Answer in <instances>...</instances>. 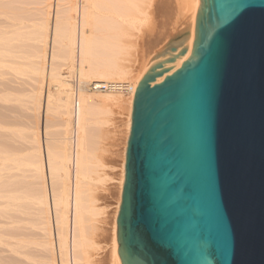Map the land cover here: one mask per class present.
I'll return each mask as SVG.
<instances>
[{"label":"water","instance_id":"1","mask_svg":"<svg viewBox=\"0 0 264 264\" xmlns=\"http://www.w3.org/2000/svg\"><path fill=\"white\" fill-rule=\"evenodd\" d=\"M163 65L133 103L122 264H264V0H201L190 58Z\"/></svg>","mask_w":264,"mask_h":264},{"label":"bare ground","instance_id":"2","mask_svg":"<svg viewBox=\"0 0 264 264\" xmlns=\"http://www.w3.org/2000/svg\"><path fill=\"white\" fill-rule=\"evenodd\" d=\"M152 1L43 0L42 19L35 31L0 29V75L12 73L33 79L39 85L32 91L33 111L48 118L43 129L44 138H41L39 124L29 129L30 146L26 153H20L10 142L0 145L3 147L0 149V181L8 177L6 183L0 184V198L7 201L8 207L23 209L26 205L34 210L36 220H33V228L39 234L36 244L51 258L44 259L42 264H97L95 235L106 213L102 206L97 205L98 199L104 198H99L102 195L99 189L110 177L107 170L116 166L115 162L113 164L111 159L104 157L108 148L102 154L95 140L108 139L106 134L116 133L118 126L114 118L125 111L120 189L110 251L111 264H122L117 219L125 183L136 92L129 96L94 92L85 84L126 83L137 91L151 66L163 62L165 73L184 65L190 58L201 0H174L172 11H168L174 20L172 32L178 34L174 37L182 38L173 43L177 45L174 60L171 63L167 61L170 52L169 45L165 46L140 68L136 82H129L134 76V67L138 65L132 44L160 36L162 26L168 21L161 20L160 14H164L169 6L164 0H159V3L157 0L152 13L149 12ZM29 40L37 43L32 53L25 52L19 45ZM184 48L185 54L180 55ZM73 79L77 81L76 88L71 83ZM51 114L63 121V137L55 136L58 138L55 140L49 137L50 134L55 135L52 127L57 126L48 127V122H55H52L54 116ZM109 152L112 151L109 149ZM14 172L28 174L26 177L31 180L25 184L12 182V178L18 177ZM12 186L14 189H9ZM2 193L6 195L1 196Z\"/></svg>","mask_w":264,"mask_h":264},{"label":"rangeland","instance_id":"3","mask_svg":"<svg viewBox=\"0 0 264 264\" xmlns=\"http://www.w3.org/2000/svg\"><path fill=\"white\" fill-rule=\"evenodd\" d=\"M42 1L43 0H0V29L13 31L15 28H20L22 32L32 33L36 30L42 19V14L44 11L43 9L45 7ZM155 1L157 0H154V2ZM164 1L166 5L169 6V8L166 7V9L163 6L166 9L164 10L165 15L163 12H161L160 17L161 20L163 18L164 21H168H165L166 23L162 26L161 32L159 34L160 36L156 38L148 37L143 41L132 44L135 47V55L138 59V63H136V65H138H135L136 67H134L135 72L134 76L129 80L130 83L136 82L138 76L137 73L139 72L140 68L144 66L148 60L156 57L157 53L161 52L163 47L182 40L180 37H174L178 36V34H176V32H172V27L174 28V20L172 21V16L171 18L169 17L170 15L168 11H172L174 7V0ZM154 2L152 1V6L149 12L153 13V10L156 6ZM157 3H159V0ZM166 16H168V18L171 20L166 19ZM170 23H173V25ZM12 26H14V28H12ZM169 27H171L170 30H168ZM19 45L23 47L25 52L32 53L36 50L37 43L33 40H29L19 43ZM73 80L71 83L74 86V82L76 80ZM90 83L91 82L85 84L87 89L89 88L88 85ZM38 86L39 85L36 84L30 77L16 76L12 73L4 76L0 75V145L4 142H10L9 144L14 145L13 147L17 148L20 153H26L28 147L30 146L28 142L29 129L35 128L37 124H39V129L41 130V138H44L45 134L43 129L45 124H47L48 118L46 117L47 119H45L43 113H41L42 117L40 116L41 114L38 116L33 111L32 106V91ZM3 97L8 100L4 101ZM53 116V120H51L52 122L55 120V122L52 124L51 122H48V125L50 123V126L47 125L49 128H51L53 125L55 126V124L57 125L52 127L54 128L53 132H55V135L54 133H48L50 134V136H48L51 140L63 137L64 133L62 126L63 121L57 116ZM114 119H116L114 120V123H116L115 125L118 126L116 133L111 132L110 136L109 134H106V136L109 137L108 139L103 138V140H95L96 146L100 148L102 154L104 152L103 150L108 148L107 151H105L107 156L104 154V157H107L108 160L111 159V162L113 161V164L115 162L114 165L116 166L115 169L111 170V168H109L110 170H107L108 177H110L108 178V181L105 182L106 187L104 184L100 187L101 189H99L100 195L102 194L99 198H104L103 200L98 199L97 205L99 207L102 206L106 213L104 218L98 224V227L100 228L96 231L95 235L98 244L97 264H111V232L114 221V211L116 209L115 206L116 202H118L120 189V165L122 163L121 152L124 146V134L122 130L124 129L123 125L126 120V112H120V114H117ZM1 121L4 124H1ZM100 146L104 148L102 149ZM2 148L3 147L0 146V149ZM109 149L112 151L111 153L109 152ZM14 173L13 174L18 177L12 178V182H21L25 184L31 180L26 177L28 174L23 175V173L20 172H18V174H16L17 172ZM7 178L8 177H4L0 181V184L6 183ZM9 189L13 190L14 186L10 187ZM5 195L6 194L4 193L1 194V196ZM26 207V205L23 207V209H16L10 206L8 207L7 201L3 198H0V236L3 240V243L0 244V264H42L44 259L50 258V254L44 252V250H41V248L36 244L39 234H37L38 230L33 228V223L36 220L35 212L33 209H28L31 207ZM12 248L14 250H12Z\"/></svg>","mask_w":264,"mask_h":264},{"label":"built area","instance_id":"4","mask_svg":"<svg viewBox=\"0 0 264 264\" xmlns=\"http://www.w3.org/2000/svg\"><path fill=\"white\" fill-rule=\"evenodd\" d=\"M76 86L77 82H74V87ZM88 87L94 92L123 93L128 96L136 92L133 85L126 83H92Z\"/></svg>","mask_w":264,"mask_h":264}]
</instances>
